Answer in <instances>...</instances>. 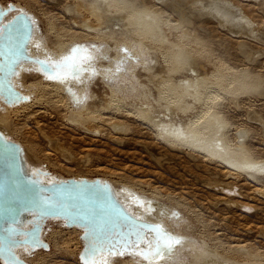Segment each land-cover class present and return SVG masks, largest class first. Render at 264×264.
<instances>
[{
	"label": "rangeland",
	"instance_id": "374dc122",
	"mask_svg": "<svg viewBox=\"0 0 264 264\" xmlns=\"http://www.w3.org/2000/svg\"><path fill=\"white\" fill-rule=\"evenodd\" d=\"M132 1L136 9L143 4L161 6L164 10L161 18L170 26L183 21V17L185 20L195 19L198 15L195 8L186 3L169 7L158 0ZM8 2L16 3L34 16L36 26L32 40L36 41L37 54L47 56L54 52V56L60 59L72 44L84 42L88 44L89 56L80 62V66L90 64L92 67L86 69L87 74L78 81V87L70 84L73 94L68 91V86L63 85L68 82L38 76L35 69L27 68L20 74V90L29 96V105L19 112L9 113L12 135L8 136L23 145L29 169L34 172L39 167L47 169L51 175L60 178L109 179L128 211L142 218L144 215L149 219L159 217L158 222L162 225L165 222L170 231L181 237L180 244L159 264H190L200 253L224 256L234 260L235 264H264V196L253 200L249 195L243 197L238 193L244 192L250 183L253 188L263 189L262 183L252 180L243 183L244 180L225 174L227 170L237 172L234 166L185 148H173L163 142L156 129L141 116V110H150L149 117L189 122L203 105L206 87H212L218 81L216 67L219 65L225 67L223 72L226 74L234 68H244L248 63L249 67L252 66L251 71L258 67L255 72L264 76V54L258 52V44L248 38L253 51L248 60L240 50V37L210 31L209 34V29L203 28L204 32L195 19L189 28H196L206 39L212 53H205L212 54L214 59L205 68L200 65L191 67L170 61L176 60L177 55L172 57L167 42L159 40L163 34L143 36L147 44L134 41L135 29L139 25L127 24L126 15L123 18L115 15L106 20L87 11L79 13L74 0H0L4 5ZM111 11H114L113 7ZM139 17L143 19L144 16ZM169 28H164V34L168 39L178 41L180 30L174 32ZM44 48L47 51L43 54ZM189 81L194 86L184 84ZM223 82L226 84L228 78ZM78 88L81 91H76ZM219 91L222 96L223 92ZM176 94H181L179 105H184L187 110L182 108L174 112L171 108ZM228 99L231 101L232 98ZM238 100L241 103L239 109L233 105V111L228 110L227 116L233 122L238 119L236 122L250 127L246 133L248 139H251L255 155L264 159V131L262 124L253 119V116L260 115L264 121V84L240 92ZM72 112L89 117L76 122L70 119ZM93 116L98 117L91 118ZM226 182L234 186L232 191L225 190L228 194L216 186V183ZM129 194L139 197V201L133 202ZM229 194L235 199H223L232 196ZM238 200L254 203L256 207L240 206ZM148 203L154 206L152 211L142 212ZM82 233L76 227L48 220L43 237L50 244L49 249L41 248L32 254L22 251V256L33 264H82L79 259L83 248ZM241 246L246 249L240 250ZM232 254L237 258H230ZM134 258L136 264H146L135 254L109 256L107 261L108 264H128Z\"/></svg>",
	"mask_w": 264,
	"mask_h": 264
},
{
	"label": "bare ground",
	"instance_id": "6f19581e",
	"mask_svg": "<svg viewBox=\"0 0 264 264\" xmlns=\"http://www.w3.org/2000/svg\"><path fill=\"white\" fill-rule=\"evenodd\" d=\"M74 1L76 2L75 8L77 9V12L79 13H81L82 11L83 12L87 11V13L90 12L96 17H99L102 19L106 18V20L112 19L115 15H121V18H123V16L126 15L127 24L130 25L133 23H138L139 25L135 29L136 36L134 38V41L136 42L147 44V39L143 38V36L149 35L151 37H154L156 36V34H163L159 36V40L161 42H165V41L167 42V45H168L167 48L169 49L172 57L177 55L175 57L176 60L170 59L171 62H178V63H182L183 65H188L191 67L200 65L203 68H205L204 66L207 64H212L213 62L212 59H214V57L211 56L212 54L208 56V54L212 52H210L211 48L209 49L208 44H206V39H204L199 34L196 28L192 30L189 28L191 24L195 23L194 22L195 19L197 22L200 23V28H202L203 31L205 30L203 28L207 27L209 29L208 33L210 31L211 33H216L217 35L240 37L241 38L239 42L240 50L243 52V54L246 55L248 60H250V54L253 53V51H251L252 43L251 44L249 43L248 38L253 40L254 41L253 43H257L259 46L258 52L260 54H264V0H158L162 2L163 5H166L169 7L171 6L178 7L182 3H186L189 5H192L195 8V10L198 12V15H195L196 16L195 19L190 18V19L185 20V18L183 17L182 18L183 21L179 20L177 24L171 25V26L168 25L167 22H164L161 18L162 13L164 12L161 6L153 7L151 5L143 4L142 6L138 7L139 9H136V7L134 6V1L132 0H74ZM112 7L114 8V11H111ZM139 16H144V17L142 19ZM184 22H186L188 25L184 24ZM85 24L86 25L89 24L90 27H94L93 25H90V23L88 22H85ZM35 26H36V21L34 23V31H35ZM166 26L167 28L169 26L171 29L174 30V32H176L177 30H180L178 41H174V40L167 38V35L164 34L165 32L164 28ZM33 36H34V33H33ZM33 36H32V39H33ZM32 39L28 46V53L34 57L43 58L46 61H49V60L59 61L60 59L64 58L70 52L69 50L67 53L66 52L62 53L63 56L60 59L54 56L55 55L54 52L50 54L47 53L48 54L47 56L37 54L34 48L35 47L34 43L36 41ZM175 49H177V51ZM45 51H47V48H44L42 53L44 54ZM205 52H207L208 54ZM134 53H137V52H134ZM204 54H206V56ZM88 56H89V47H88V44L85 43L83 45V51H80L74 60L75 69H72L71 71L66 72V73H61L59 75V78L49 79V80H58V81L68 82L69 84L63 83V85L68 86L70 88L68 89V91L73 94V92L71 91V89H73V86L70 84H73L75 87H78L79 85L78 81L80 79L82 80L87 74L86 69L87 68L92 69L90 64H85L83 66H80V62ZM217 61L214 60V62H217ZM247 64L248 63H246V65L244 64L245 65L244 68L238 69V68L232 67V69L233 68L234 69L231 70V72H228L226 74L225 72H223L225 67L222 66L223 67L222 68L220 67V65L216 67L219 70V73L217 75L218 81H215L212 87L210 86L206 87L204 91L205 99H204L203 105L201 106V109L199 110V112L191 116V118L189 119V122H184L182 120H179V121L173 120L171 118L170 119L166 118V119H169V120H166L164 118L149 117L148 114L150 113V110L148 111L141 110V116L147 119L149 123L151 124V126H153L156 129V133L159 136V138L166 144L172 146L173 148H177V149L185 148L192 153L201 154L203 157H208L209 159L213 161H218L225 165L234 166L235 167L234 169L238 170L237 172H232V171L228 172L227 170L225 174L227 175L232 174L233 175L232 177L235 176V178H237L238 180L242 182L244 180L243 183H246V181H249V180L255 181L259 184L262 183L263 187L262 186L261 187L263 189H260V187L258 188V186H256L257 188L256 187L253 188L252 186H249L251 184L250 183L248 186H246V189H244L245 190L244 192L243 190H242V193L240 191L238 192L243 197H245L244 196L245 194V195H249V197H252V199L255 200L256 198H259L258 196H264V159H260L258 156L255 155V152H254L255 149H254L253 144L250 141L251 139H248L249 135H247L246 133L249 130H251L250 127L245 125V123L242 124L243 122L241 123L236 122L238 119L233 122V120H231L227 116L228 110L230 112L232 110L231 108L233 107V105H236L234 108L237 109L239 107L238 104H241L239 103V100H238V96H240V92L245 93L246 91L257 89L259 85L264 84V76L262 75V73L255 72L257 71L258 67L256 68V70L251 71L250 67L252 66L249 67L248 66L249 64L248 65ZM213 66L215 67V65ZM255 67L253 68L255 69ZM27 68L35 69L38 76L44 75L46 76V78L49 76V74H43L38 63H35L33 61L23 62L22 64L19 65L17 71L12 77L13 85L19 90H20V85L22 83L18 82L19 80L18 78L20 74ZM216 68L214 70H216ZM227 68L231 69V67H227ZM259 70H261V68H259ZM225 78H228V82L226 84L223 82ZM21 80L23 81V78ZM72 81H77V83H73ZM184 84H187V86L189 87L194 86V83L190 81ZM163 87L162 89H164ZM81 89L78 88L76 91H81ZM219 90L223 92L222 96ZM229 97L232 98L231 101H228ZM180 99H181V94H176L174 98V103L171 104V108L174 110V112L179 111L182 108H184V110L188 109L184 105L183 106L179 105L178 101ZM28 105H29L28 101L14 103L10 105L5 104L4 102L0 101V130L3 131L4 134L8 138H10L12 135V131H11L12 129H10V126H9L10 125L9 124V118H10L9 113L19 112L21 108L26 109ZM72 114L75 116L70 115V119L76 122L77 120L80 121L82 118L84 119L85 117L86 118L89 117V116L82 117L80 114L74 113V112H72ZM249 115H251V113H249ZM251 116H253V114ZM97 117L98 116H93L91 118H97ZM253 119H256L262 124V130L264 131V121L261 118V116L260 115H256V117L253 116ZM121 123L123 122H120L119 124ZM119 124H116V125L120 126ZM242 125L244 127H242ZM259 126L253 125L254 128H261V126L260 127ZM8 134H11L10 137L8 136ZM11 139L13 138L11 137ZM23 157H24V148H23ZM24 162H25L26 170L29 174L33 175L34 177H38L40 175L39 169H43V168L39 167V169H37L34 172L33 169H29L27 162L25 160V157H24ZM51 174L52 173L48 170L47 174L45 173L41 174V178L45 182L58 180L60 178V177H57ZM253 185L255 186V184ZM216 186H218V188H220V190L226 194L228 193L225 192V190L232 191L234 189V186L230 182H226L222 184L216 183ZM229 195H232V196H226V198H223V199H226V200L235 199L233 198L234 197L233 194H229ZM237 204L240 206H246L250 208L256 207L254 203H249L247 201L243 202L242 200L241 202L238 200ZM153 207L154 206L152 204L149 205L148 203L146 205V209L145 210L143 209L141 211L144 213H149L150 211H152ZM142 212L138 211L139 214H143ZM149 215L151 214H148V216ZM31 217H32L31 214L26 215L24 217V220L21 226L26 229L30 228L32 223L28 221V219H30ZM138 218L146 219L152 223H155L156 225L162 224L158 222L159 217H157L156 219H153V218L149 219V218H145V215H144V218L142 217H138ZM50 220L57 221L60 224L65 225L58 218H52ZM163 223H164L163 225L164 228L170 233H172L173 235H175V237L180 238V242H181V237L178 234H175L172 231H170L169 228L166 226L167 224L165 222ZM169 224L171 223L169 222ZM45 225L43 228V232L45 230ZM76 229L77 230L79 229L80 231L83 232V230L79 227H76ZM43 232H42V238L45 240V238L43 237ZM262 232H264V229H262ZM144 234H145L144 235L145 239H148V240L153 239L155 236L154 233L150 230H146ZM21 237H24V235H21ZM143 247H145V245L141 244V248ZM242 248L243 246H241L240 250H242ZM243 249H246V248H243ZM174 250H175V247L169 253H166V256L170 255ZM16 251L21 257H23L22 251H25L28 254H32L36 252V251H33L30 247L23 246V245L17 247ZM136 252H138V249L130 248L129 251H122L123 255H119V256L124 257V256H128L131 254H135ZM248 253H250V251ZM234 255L235 254H232L230 258L236 259L237 257H235ZM109 256H117V255H115V253H113L112 255H108V252H102L99 255L95 256L94 258H89L87 261H93V260L101 261L105 259L107 260ZM246 257L248 259V256ZM122 261H124V259H122ZM136 261L137 259L135 258L131 259L128 262V264H136ZM231 262L235 264L234 260L229 259L224 256L216 257L213 255H210L209 253H200V254L195 255L192 263L190 264H232Z\"/></svg>",
	"mask_w": 264,
	"mask_h": 264
},
{
	"label": "water",
	"instance_id": "95a60500",
	"mask_svg": "<svg viewBox=\"0 0 264 264\" xmlns=\"http://www.w3.org/2000/svg\"><path fill=\"white\" fill-rule=\"evenodd\" d=\"M34 23L30 11L18 7L14 2L5 5L0 3V101L5 104L29 100V96L12 83V77L20 64L33 61L38 63L43 74L59 78L61 73L75 69L74 60L83 51L84 42L72 44L66 55L69 59L54 72L45 63V59L28 53ZM42 173L47 174L48 170L39 169L38 177L27 172L21 143L8 138L0 130L2 264H33L21 257L16 248L23 245L33 251L49 249L50 244L42 238V232L44 225L52 218H58L65 226L83 230V248L79 255L82 264H86L89 258L108 252L113 245L119 252L129 251L131 247L125 245L124 240L130 233L139 231L145 235V231L150 230L156 234L155 223L140 219L125 208L109 179L69 177L45 182L41 178ZM29 214L32 217L28 221L32 225L26 229L21 225L24 217ZM94 238L101 251L92 254L90 249ZM134 238L133 236L132 239Z\"/></svg>",
	"mask_w": 264,
	"mask_h": 264
},
{
	"label": "snow or ice",
	"instance_id": "6c2138e0",
	"mask_svg": "<svg viewBox=\"0 0 264 264\" xmlns=\"http://www.w3.org/2000/svg\"><path fill=\"white\" fill-rule=\"evenodd\" d=\"M2 35V33H0ZM69 59V57H64L61 61H46L45 63L53 69L54 72L58 71V69ZM48 79H56V76H48ZM62 82V81H61ZM133 198V202H138L139 197H135L134 194H129ZM156 234L153 239L148 240L145 239L144 235L139 231L128 234V238L124 240V244L131 248L138 249V252L135 253L139 258L146 262V264H159L162 261L166 253H169L176 244L180 243V238L174 237L171 233H169L162 224L156 225ZM135 237L132 239V237ZM141 244L145 245V247L141 248ZM92 254L101 251V248L96 246L95 238L92 241V247L90 249ZM123 255L122 252L116 250L115 245L108 251V255ZM86 264H108V261H88Z\"/></svg>",
	"mask_w": 264,
	"mask_h": 264
}]
</instances>
